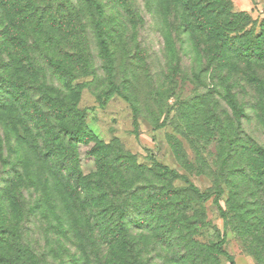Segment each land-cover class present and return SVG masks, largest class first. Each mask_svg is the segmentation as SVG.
<instances>
[{
    "label": "rangeland",
    "instance_id": "374dc122",
    "mask_svg": "<svg viewBox=\"0 0 264 264\" xmlns=\"http://www.w3.org/2000/svg\"><path fill=\"white\" fill-rule=\"evenodd\" d=\"M93 1L0 0V264H264V0Z\"/></svg>",
    "mask_w": 264,
    "mask_h": 264
},
{
    "label": "trees",
    "instance_id": "16d2710c",
    "mask_svg": "<svg viewBox=\"0 0 264 264\" xmlns=\"http://www.w3.org/2000/svg\"><path fill=\"white\" fill-rule=\"evenodd\" d=\"M83 1H85V2H87V3H89V4H91V5H93V6L95 7V9L97 10V12L100 13V14H102V9H101V8H100V7H99V6H98L93 0H83ZM202 1H204L205 4H208L209 6H210V4H211L209 0H202ZM101 45H102L103 47H106V43H105V41L102 39V37H101ZM260 54H262L263 62H264V52L262 51ZM77 129H80V126H79ZM85 178H86V177H85ZM85 178H84L83 180H85ZM76 180L78 181V183L81 182V181L79 180V178H77ZM7 231H8L9 234L11 233V229H10V228H7ZM18 264H22V263L19 261ZM230 264H234V262H231Z\"/></svg>",
    "mask_w": 264,
    "mask_h": 264
}]
</instances>
